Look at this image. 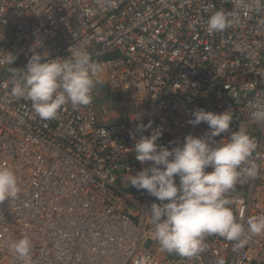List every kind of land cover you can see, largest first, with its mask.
Listing matches in <instances>:
<instances>
[{
	"label": "built area",
	"instance_id": "2783aa9c",
	"mask_svg": "<svg viewBox=\"0 0 264 264\" xmlns=\"http://www.w3.org/2000/svg\"><path fill=\"white\" fill-rule=\"evenodd\" d=\"M110 2L0 0V166L15 171L21 189L0 203V264H24L10 250L24 236L30 264H264V233L246 231L236 250L208 234L192 258L161 250L149 207L156 198L127 179L144 167L133 149L141 136L159 128V143L171 146L207 132L206 123H189L195 109L231 108L230 130L217 139L239 130L255 138L259 174L227 194L230 207L245 227L264 215V124L252 117L264 94V0H245L239 23L212 34L210 15L233 12L240 0ZM35 43L49 59L85 50L103 65L91 104L69 102L42 120L30 100L10 95L13 71Z\"/></svg>",
	"mask_w": 264,
	"mask_h": 264
},
{
	"label": "clouds",
	"instance_id": "9594fccd",
	"mask_svg": "<svg viewBox=\"0 0 264 264\" xmlns=\"http://www.w3.org/2000/svg\"><path fill=\"white\" fill-rule=\"evenodd\" d=\"M109 6L115 7V0ZM246 7L245 0H240L233 12L215 11L207 21L208 33L223 32L238 24L240 11ZM40 46L36 44L32 49L25 67L13 71L10 95L30 100L32 109L42 120L55 119L69 102L74 107L91 104L94 89L103 82V65L93 61L85 50L70 49L67 58L49 59L45 52L35 51ZM248 55L254 58V53ZM16 58L11 53L7 63L14 65ZM252 108L253 120L264 124V94L256 96ZM202 122L208 125L204 135L188 134L180 143L170 141L171 146L159 143L162 129L141 136L133 149L144 167L127 177L131 187L156 198L149 207L154 238L161 250L188 258L206 250L208 234L235 242L236 250L247 242L246 231L264 233V215L250 217L245 227L227 197L244 177L255 178L259 174L253 159L258 142L244 130L232 131L227 139H217L230 130L231 108L223 112L197 108L189 123L195 127ZM141 127H151V122ZM20 190L15 171L0 166V203L17 198ZM32 247L31 239L24 236L14 240L10 250L24 264H30ZM216 264L225 261L218 258Z\"/></svg>",
	"mask_w": 264,
	"mask_h": 264
}]
</instances>
